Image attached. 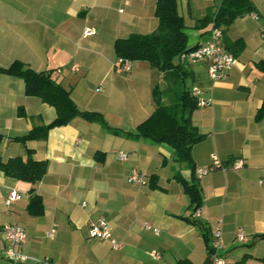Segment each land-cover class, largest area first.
Masks as SVG:
<instances>
[{"label":"crops","instance_id":"0c3cea01","mask_svg":"<svg viewBox=\"0 0 264 264\" xmlns=\"http://www.w3.org/2000/svg\"><path fill=\"white\" fill-rule=\"evenodd\" d=\"M257 14L237 16L221 26L223 45L244 43L227 76L211 80L205 61L188 64L190 89L210 98L196 106L190 118L204 137L191 146V162L177 161L166 143L130 137L125 131L154 109V87L163 88L162 73L146 61H129L130 70L115 66L114 41L131 33L147 34L158 24L155 0H0V66L20 60L35 71H48L69 89L80 109L98 111L105 124L75 116L54 126L44 139L24 144L9 136L47 124L55 109L24 93L20 77L0 73V160L32 151L46 162L36 183L15 179L0 169V226L24 228L26 239L17 248L26 255L13 263L4 257L0 236V264H206L205 228L219 225L224 264H264V116L257 111L264 100V0H251ZM217 0H177L184 23L195 40L207 39L209 28H196L197 19L214 10ZM90 26L94 33L83 35ZM188 42V40H187ZM19 107L24 116L18 115ZM125 151L121 160L117 151ZM215 155L226 167L200 176ZM243 165L230 167L235 159ZM136 168L145 183L129 182ZM182 179V180H180ZM195 185L196 203L187 191ZM10 189L22 197L5 204ZM40 195L43 210H27L30 190ZM103 216L115 248L108 239L91 238L88 224ZM149 222L157 228L143 227ZM55 228L53 238L46 231ZM237 230L245 241L235 238ZM160 257L154 259L150 252Z\"/></svg>","mask_w":264,"mask_h":264},{"label":"trees","instance_id":"16d2710c","mask_svg":"<svg viewBox=\"0 0 264 264\" xmlns=\"http://www.w3.org/2000/svg\"><path fill=\"white\" fill-rule=\"evenodd\" d=\"M253 9L251 0H221L214 10L204 17L197 19L195 27L205 28L211 22L216 26L227 27L240 15ZM155 16L157 27L150 33H131L114 41V52L117 57L128 61H146L162 73L165 82L163 88L154 87L153 100L155 103L151 114L139 122L133 130L125 131L130 137H142L153 142L166 143L173 149L177 161L191 162V146L200 141L204 134L200 133L192 123L190 113L196 105V99L186 84L190 75L188 63L181 59L183 53L192 49L188 46L183 16L178 12L177 0H155ZM208 29L203 33H207ZM243 41L237 39L224 47L236 56L243 48ZM0 73L20 77L24 83V93L38 97L42 102L55 109V117L47 124L33 126L19 135L9 136L12 141L24 144L32 139H44L47 132L54 126L67 124L75 116L86 120H98L104 124L102 114L98 111L80 109L65 88L50 76L48 71H35L20 60H14L8 66H0ZM17 114L24 116L22 107ZM264 116V100L257 111V118ZM4 134L0 132V141ZM46 162L32 157V151L26 150V157L15 155L7 160H0V169L5 175L30 183L39 181L46 172ZM182 180V179H180ZM187 191L198 208L200 196L195 185H187ZM29 193L27 210L31 214H40L43 210L40 195ZM205 228L207 249L206 264H211L213 248L211 234ZM259 236L264 237V234ZM177 264H190L185 259H179Z\"/></svg>","mask_w":264,"mask_h":264},{"label":"built area","instance_id":"2783aa9c","mask_svg":"<svg viewBox=\"0 0 264 264\" xmlns=\"http://www.w3.org/2000/svg\"><path fill=\"white\" fill-rule=\"evenodd\" d=\"M221 0H217V4ZM253 18H257V14L253 11L248 12ZM94 33V29L90 26H86L83 29V35L89 36ZM261 34L264 36V28L261 29ZM181 59L188 63H195L197 61H205L207 64L208 76L211 80L223 79L227 76L228 71L236 63V56L229 52L222 43V29L220 26L214 25L213 22L210 23L207 39L204 42L198 43L194 48L183 53ZM115 66L122 72H127L130 70V63L128 60L122 59L120 57L116 58ZM191 95L196 99L197 106H206L211 103L210 98L200 97V89L197 87H192ZM117 156L121 160L127 158V153L125 151H117ZM243 165V160L238 158L232 161L230 167L234 170L240 168ZM221 169L225 170L226 167L221 163V161L215 156H211L210 164L205 168L196 169V176L206 173L209 170ZM129 182L134 183H145L146 180L144 176L136 169L132 168L127 177ZM259 183L264 184V180H259ZM22 197V194L15 189H10L4 199L5 204H10L12 201L18 200ZM199 211L196 209L194 215H198ZM143 227L147 229H153L157 232V228L153 227L149 222H143ZM55 234V228L51 227L46 231V236L48 238H53ZM211 234V246L213 248L211 264H224V259L220 255L219 250L222 247L221 240V228L219 225L214 226L210 230ZM88 235L91 238L97 239H108L111 245L115 248L122 245V242L115 240L111 234V228L109 223L105 220L103 216H99L96 220L90 221L88 224ZM0 236L5 241L4 247V257L13 263L23 262L26 259V255L20 252L17 248L26 239V232L23 227L4 223L0 226ZM235 238L238 241H245L246 236L241 230H237L235 233ZM150 255L154 259H158L160 254L156 250H152Z\"/></svg>","mask_w":264,"mask_h":264},{"label":"rangeland","instance_id":"374dc122","mask_svg":"<svg viewBox=\"0 0 264 264\" xmlns=\"http://www.w3.org/2000/svg\"><path fill=\"white\" fill-rule=\"evenodd\" d=\"M185 32H186V35H187L188 44L190 45L195 40V36L192 33L193 29L186 27L185 28ZM186 84L189 85L190 84V80L187 79Z\"/></svg>","mask_w":264,"mask_h":264},{"label":"water","instance_id":"95a60500","mask_svg":"<svg viewBox=\"0 0 264 264\" xmlns=\"http://www.w3.org/2000/svg\"><path fill=\"white\" fill-rule=\"evenodd\" d=\"M195 46H193L192 48H194Z\"/></svg>","mask_w":264,"mask_h":264}]
</instances>
